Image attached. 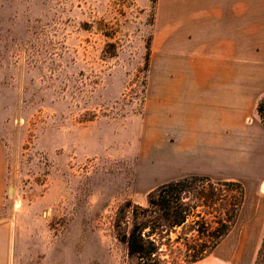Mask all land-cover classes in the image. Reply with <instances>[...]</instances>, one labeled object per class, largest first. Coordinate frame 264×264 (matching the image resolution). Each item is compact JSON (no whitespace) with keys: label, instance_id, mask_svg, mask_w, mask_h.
<instances>
[{"label":"rangeland","instance_id":"1","mask_svg":"<svg viewBox=\"0 0 264 264\" xmlns=\"http://www.w3.org/2000/svg\"><path fill=\"white\" fill-rule=\"evenodd\" d=\"M169 31L152 0H0L6 205L22 214L28 236L36 232L24 264H53L54 249L61 264H129L112 228L116 209L145 204L155 186L185 175L166 167V155L177 164L183 137L156 110ZM106 42H116L115 56L104 53ZM174 45L182 48L180 38ZM242 153L200 174L245 188L234 226L203 264H253L260 247L264 178L241 166Z\"/></svg>","mask_w":264,"mask_h":264},{"label":"crops","instance_id":"2","mask_svg":"<svg viewBox=\"0 0 264 264\" xmlns=\"http://www.w3.org/2000/svg\"><path fill=\"white\" fill-rule=\"evenodd\" d=\"M157 9L169 26L170 44L164 90L158 92L164 103L156 110L165 129L183 137L177 164L166 155L169 173L215 175L218 161L244 151L238 158L248 163L241 166L264 178V125L257 113L264 97V0H157ZM6 140L0 132V264H24L36 232L28 236L22 214L6 205ZM52 256L53 264H61L59 249Z\"/></svg>","mask_w":264,"mask_h":264},{"label":"trees","instance_id":"3","mask_svg":"<svg viewBox=\"0 0 264 264\" xmlns=\"http://www.w3.org/2000/svg\"><path fill=\"white\" fill-rule=\"evenodd\" d=\"M152 3L155 9L157 0ZM103 25V35L113 38ZM151 44L152 33L146 67ZM116 49V42H106L103 51L115 56ZM257 113L264 125V97ZM244 199L245 188L239 181L184 175L155 186L145 204L124 201L114 213L112 228L129 264H193L208 257L229 234ZM253 264H264V235Z\"/></svg>","mask_w":264,"mask_h":264},{"label":"bare ground","instance_id":"4","mask_svg":"<svg viewBox=\"0 0 264 264\" xmlns=\"http://www.w3.org/2000/svg\"><path fill=\"white\" fill-rule=\"evenodd\" d=\"M145 182H152V181L146 180ZM261 186H262V188H264V183Z\"/></svg>","mask_w":264,"mask_h":264},{"label":"water","instance_id":"5","mask_svg":"<svg viewBox=\"0 0 264 264\" xmlns=\"http://www.w3.org/2000/svg\"><path fill=\"white\" fill-rule=\"evenodd\" d=\"M10 192H11V194L13 193V187H10Z\"/></svg>","mask_w":264,"mask_h":264}]
</instances>
